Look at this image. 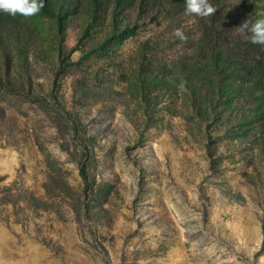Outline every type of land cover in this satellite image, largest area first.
<instances>
[{
  "label": "rangeland",
  "instance_id": "374dc122",
  "mask_svg": "<svg viewBox=\"0 0 264 264\" xmlns=\"http://www.w3.org/2000/svg\"><path fill=\"white\" fill-rule=\"evenodd\" d=\"M218 1L235 33L264 18V0ZM44 3L0 12V264H264L254 72L207 100L199 49L174 35L191 40L198 16Z\"/></svg>",
  "mask_w": 264,
  "mask_h": 264
},
{
  "label": "trees",
  "instance_id": "16d2710c",
  "mask_svg": "<svg viewBox=\"0 0 264 264\" xmlns=\"http://www.w3.org/2000/svg\"><path fill=\"white\" fill-rule=\"evenodd\" d=\"M123 1L117 0V4H122ZM216 1L219 2L218 0ZM216 1L209 0V3L217 7ZM150 2L152 0H141L140 6L146 8L151 4ZM157 2H164L167 9H176L178 12L185 11L186 7L185 0H157ZM220 10L225 12L224 9L220 8ZM230 22L228 18L227 20L224 19L217 11L213 16L207 18L198 17L196 24L198 33H195L191 40L188 39L190 45L193 47L197 46L200 51L199 58L193 59V64L204 62V65L207 66L208 74L206 75L208 77L206 79L204 78V81L200 83L201 87H207V89L214 91V95L208 94L209 97L207 100H213L211 97L217 98L218 100L221 97L224 98L225 93L223 90L225 89L224 86L230 73L234 71L239 72L244 66L252 70L255 74H258V72L262 74V76L257 75V77H254V73H252L253 77L249 82H253L254 91L264 88V66H262V69H259L256 67L255 62L253 64L251 63V61H255L258 55L261 54V46L253 45L249 40V35H241L231 30ZM191 84L194 90L197 89L194 82ZM194 95L196 96V93ZM257 100L260 108H262L264 105V97L259 96ZM216 102L220 103L219 101L213 103ZM208 106L211 107L210 105ZM209 137L211 138V136ZM82 176L87 181V175L84 169L82 170Z\"/></svg>",
  "mask_w": 264,
  "mask_h": 264
},
{
  "label": "clouds",
  "instance_id": "9594fccd",
  "mask_svg": "<svg viewBox=\"0 0 264 264\" xmlns=\"http://www.w3.org/2000/svg\"><path fill=\"white\" fill-rule=\"evenodd\" d=\"M185 14L195 15L201 18L213 16L217 11L209 0H185ZM45 7L44 0H0V12L11 16L20 15L24 18H31L40 13ZM240 31H247L249 40L253 45L264 47V18L257 19L251 26L247 21L240 25ZM182 42H187L188 37L181 29H176L174 32Z\"/></svg>",
  "mask_w": 264,
  "mask_h": 264
}]
</instances>
